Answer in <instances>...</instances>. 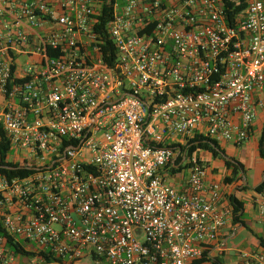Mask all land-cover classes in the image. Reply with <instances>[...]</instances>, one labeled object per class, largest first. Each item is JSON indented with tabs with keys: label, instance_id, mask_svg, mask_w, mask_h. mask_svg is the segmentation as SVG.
Returning <instances> with one entry per match:
<instances>
[{
	"label": "built area",
	"instance_id": "2783aa9c",
	"mask_svg": "<svg viewBox=\"0 0 264 264\" xmlns=\"http://www.w3.org/2000/svg\"><path fill=\"white\" fill-rule=\"evenodd\" d=\"M100 16V0H0V131L28 170L0 175V224L34 254L0 235V264H195L224 248L223 184L175 145L250 139L264 0H120L104 31ZM177 154L186 192L166 176ZM255 204L264 222V193Z\"/></svg>",
	"mask_w": 264,
	"mask_h": 264
},
{
	"label": "trees",
	"instance_id": "16d2710c",
	"mask_svg": "<svg viewBox=\"0 0 264 264\" xmlns=\"http://www.w3.org/2000/svg\"><path fill=\"white\" fill-rule=\"evenodd\" d=\"M120 0H100L101 2V16H100V29L101 31H104V28L106 24L112 19L113 17V9L114 4ZM237 11H240V9H237ZM106 38V45L104 46V59L106 62H108L110 65H113L114 59H115V48L114 43L108 39V36L105 34ZM254 133V127L252 129L251 135ZM0 175L7 176L9 178L11 177H18V176H24L28 173V170L20 168V164L14 163L9 161V154L11 153V144L6 135L3 131H0ZM182 148V150H187L188 158L192 159L194 156H196L197 161L200 164H204L205 166H209V162L205 160L204 157L200 155V152H204L208 155H210L214 160H220L223 163V166L227 172V174L224 176L223 181L221 184L224 185H235V184H241L242 191L247 190H253L256 193H264V175L262 178V181L257 186L250 188L249 186L242 185L243 177H247L246 175V169L245 165L240 162L239 160L230 157L226 151L221 147V144L218 142L202 137V136H196L188 141V143L185 146L175 145ZM220 150L223 154L230 157L232 160L236 161L238 164H235L231 161H228L225 159L215 147ZM258 152L261 159L264 160V126L261 131L259 140H258ZM182 158H180V161ZM207 163H206V162ZM168 169H170L171 172V165H168ZM187 168L186 166H182L178 169H172L171 176H175L177 173L182 172L184 169ZM230 202L232 206V215H233V222L235 223H242L245 227H247L246 222L244 221V207H245V201L237 197L236 195L230 196ZM255 237L257 238L260 247L264 249V238L261 236L256 235L253 233ZM0 235L4 236L7 239V247L10 252H12L15 256H22V257H32L34 254L24 249L21 243L17 242L14 238L7 235L6 231L0 224ZM211 262L212 264H222L218 261L217 258L215 260H212L210 256H208L207 253L204 254V256L198 260L195 264H204Z\"/></svg>",
	"mask_w": 264,
	"mask_h": 264
},
{
	"label": "crops",
	"instance_id": "0c3cea01",
	"mask_svg": "<svg viewBox=\"0 0 264 264\" xmlns=\"http://www.w3.org/2000/svg\"><path fill=\"white\" fill-rule=\"evenodd\" d=\"M259 118L262 119V123L264 125V110L259 112L257 119ZM257 119L254 124V133L252 134V137L247 142H250L252 138L254 137V134L257 129ZM257 150H258V143H257ZM200 153H203V152H200ZM210 157L205 158V160L209 162V166L207 167L209 171V180L211 182L222 183L224 176L227 174L223 166V163L221 161L218 162L217 160L214 161V159ZM182 164H183V160L180 161V157L177 154L175 159L171 162V172H170V169H167L166 176L170 177V175L172 174V169H178L182 166ZM180 173L181 172L177 173L175 176H171V178L169 179L177 183V187H179L180 191L186 192L188 190L187 181L177 182L178 180L177 178L179 177ZM263 175H264V166L261 169H259L256 175L253 174V176H251L254 187L261 183ZM242 185L248 186L247 177H246V183H244V180H243ZM223 188H224V191H223V196H222V201H221V207L223 209H225L226 211L232 212L230 196L236 195L237 197H240L245 201L244 214H247L249 210L251 209L258 212L257 206L255 204V195H256L255 191L253 190H251V192L250 190L242 191L241 190L242 186L241 185L239 186V184H235V185H224L223 184ZM244 221L246 222L247 227H245L241 222L240 223L233 222V215H232V217L227 222L225 228L222 230V233L220 236V246L224 245V247H226L228 241L231 238L236 237L239 232H244V231L247 232L248 229H251L253 233L264 238V222L259 212H258V216L254 217L253 220H247L244 218ZM216 254H223L224 256H228L229 251L225 250L224 248L221 249L217 246L211 258H216L215 257ZM236 256H237L236 260L232 264H259V257L260 256L264 257V249L260 247L257 238L254 237V241L248 246V248L244 252L240 254L238 253Z\"/></svg>",
	"mask_w": 264,
	"mask_h": 264
},
{
	"label": "rangeland",
	"instance_id": "374dc122",
	"mask_svg": "<svg viewBox=\"0 0 264 264\" xmlns=\"http://www.w3.org/2000/svg\"><path fill=\"white\" fill-rule=\"evenodd\" d=\"M263 126L264 125L262 123V119L261 118L257 119V129H256V132L254 134V137L252 138V140L250 142L244 143L240 147H235L231 144H221V147L226 151V153L230 157H233V158L239 160L240 162H242L245 165L246 175H247V179H248V186L250 188L254 187L253 186V180H252L251 176H253V174L256 175V173L259 171V169H261L264 166V161H263V159L260 158V156L258 154V150H257V143H258L260 133L263 129ZM200 155L204 158L210 157V155L208 156V154H206L204 152L200 153ZM15 156H17L16 153L11 152L9 154V158H8L9 161H15V160L21 159V156L20 157L17 156V158ZM216 160H214V161H216ZM217 161L219 162L220 160H217ZM177 179H178L177 182H179V181H185L186 182L188 179V173L186 171L181 172ZM169 181L173 186L177 187V183L175 181L173 182V181H171V179H169ZM240 185L241 184H239V186ZM177 188L179 189V187H177ZM250 192H251V190H250ZM256 216H258V212L251 209V210H249V212L247 214H244L243 218H245L247 220H253V218ZM254 237H255V235L253 234L251 229H248L247 232H245V231L239 232L237 234V236L231 238L228 241L227 246L224 247L225 250L229 251V255L224 256L223 254H216L215 257L222 264L234 263L236 260V257H237L236 255L238 253L240 254V253L244 252L248 248V246L254 241ZM212 260H215V258H212ZM206 264H212V263L208 262Z\"/></svg>",
	"mask_w": 264,
	"mask_h": 264
},
{
	"label": "water",
	"instance_id": "95a60500",
	"mask_svg": "<svg viewBox=\"0 0 264 264\" xmlns=\"http://www.w3.org/2000/svg\"><path fill=\"white\" fill-rule=\"evenodd\" d=\"M215 147V146H214ZM216 148V147H215ZM217 149V148H216ZM218 150V149H217ZM218 152L225 158L227 159L228 161H231L235 164H238L236 161L232 160L230 157L226 156L225 154H223L220 150H218ZM243 180H244V183H246V177L244 176L243 177Z\"/></svg>",
	"mask_w": 264,
	"mask_h": 264
}]
</instances>
